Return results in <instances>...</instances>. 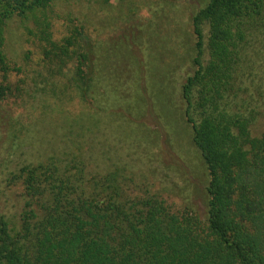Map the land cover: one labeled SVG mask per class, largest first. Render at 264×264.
Returning <instances> with one entry per match:
<instances>
[{"label":"trees","instance_id":"1","mask_svg":"<svg viewBox=\"0 0 264 264\" xmlns=\"http://www.w3.org/2000/svg\"><path fill=\"white\" fill-rule=\"evenodd\" d=\"M53 1L0 0V102L11 92L4 80L17 70L3 50L5 24L34 17L44 57L70 62L81 99L105 91L117 105L116 63L115 76L96 78L99 60L110 55L82 25L55 42L46 15ZM192 27L194 70L181 94L208 173L203 215L173 210L135 183L117 164L114 131L102 149L115 158L102 170L92 169L79 141L75 151L21 167L24 206L18 227L0 214V264H264V132L251 136L247 117L225 101L241 49L264 48V0H209Z\"/></svg>","mask_w":264,"mask_h":264},{"label":"rangeland","instance_id":"2","mask_svg":"<svg viewBox=\"0 0 264 264\" xmlns=\"http://www.w3.org/2000/svg\"><path fill=\"white\" fill-rule=\"evenodd\" d=\"M208 1H53L46 15L55 42L61 43L74 26L82 25L98 50L110 55L99 60L103 65L96 78L115 76L109 66L116 63L115 106L105 91L81 99L70 62L59 64L44 57L47 44L34 34V17L7 20L3 50L17 69L4 80L11 92L0 102V214L9 226L18 227L24 206L17 178L23 165L75 151L79 141L92 169L102 170L115 158L113 153L107 158L103 154L107 148L102 149L114 131L117 164L135 183H143L173 210L186 208L203 215L208 173L192 141L181 90L194 70L192 17ZM109 48L115 53L106 52ZM232 84L233 92L225 95L229 109L248 118L251 136H260L264 132L261 45L241 49ZM89 127L95 129L91 132Z\"/></svg>","mask_w":264,"mask_h":264}]
</instances>
